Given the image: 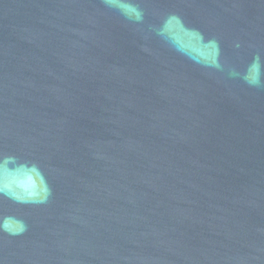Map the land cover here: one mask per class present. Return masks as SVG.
I'll return each mask as SVG.
<instances>
[{"label": "water", "instance_id": "water-1", "mask_svg": "<svg viewBox=\"0 0 264 264\" xmlns=\"http://www.w3.org/2000/svg\"><path fill=\"white\" fill-rule=\"evenodd\" d=\"M0 264H264V0H0Z\"/></svg>", "mask_w": 264, "mask_h": 264}, {"label": "clouds", "instance_id": "clouds-1", "mask_svg": "<svg viewBox=\"0 0 264 264\" xmlns=\"http://www.w3.org/2000/svg\"><path fill=\"white\" fill-rule=\"evenodd\" d=\"M236 46H237V47H239V45H238V44H237Z\"/></svg>", "mask_w": 264, "mask_h": 264}]
</instances>
